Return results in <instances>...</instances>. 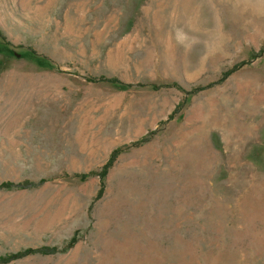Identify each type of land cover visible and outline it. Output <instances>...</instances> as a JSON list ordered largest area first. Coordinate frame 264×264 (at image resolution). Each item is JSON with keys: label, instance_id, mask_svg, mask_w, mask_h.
Wrapping results in <instances>:
<instances>
[{"label": "rangeland", "instance_id": "rangeland-1", "mask_svg": "<svg viewBox=\"0 0 264 264\" xmlns=\"http://www.w3.org/2000/svg\"><path fill=\"white\" fill-rule=\"evenodd\" d=\"M4 182L0 264H264V0H0Z\"/></svg>", "mask_w": 264, "mask_h": 264}, {"label": "trees", "instance_id": "trees-1", "mask_svg": "<svg viewBox=\"0 0 264 264\" xmlns=\"http://www.w3.org/2000/svg\"><path fill=\"white\" fill-rule=\"evenodd\" d=\"M224 75H227V73ZM100 79L103 80V78H100ZM109 81L112 83L117 82V80H115V79H111ZM119 152H120V148H117L110 154L106 164L103 166L102 171L99 174L100 178H103L105 176L107 169L110 167V165L112 164V162L114 161L116 156L119 154ZM85 177L86 176H84V175L80 176V178H85ZM31 185L32 184H29L27 182L22 183V184H14V183H10V182H4V183L0 184V191H2V190H13V189H25V188L30 187ZM75 241H76V238H75V236H73L68 243V247H71L75 243ZM56 251L57 250L55 248H47V247H43V248L36 249V250L25 249V250L20 251L16 254L1 257L0 263H5V262H8L10 260L17 259L19 257L26 256V255L33 254V253H39L42 255H49V254L55 253Z\"/></svg>", "mask_w": 264, "mask_h": 264}]
</instances>
